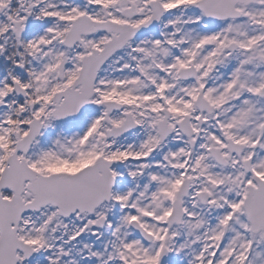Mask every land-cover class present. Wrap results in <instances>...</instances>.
I'll return each instance as SVG.
<instances>
[{
  "label": "snow or ice",
  "instance_id": "snow-or-ice-1",
  "mask_svg": "<svg viewBox=\"0 0 264 264\" xmlns=\"http://www.w3.org/2000/svg\"><path fill=\"white\" fill-rule=\"evenodd\" d=\"M0 264H264V0H0Z\"/></svg>",
  "mask_w": 264,
  "mask_h": 264
}]
</instances>
